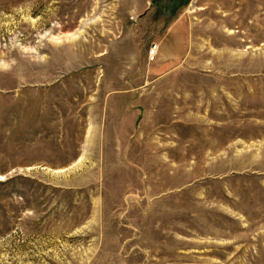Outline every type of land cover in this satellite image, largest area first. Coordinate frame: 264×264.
<instances>
[{"label":"rangeland","instance_id":"rangeland-1","mask_svg":"<svg viewBox=\"0 0 264 264\" xmlns=\"http://www.w3.org/2000/svg\"><path fill=\"white\" fill-rule=\"evenodd\" d=\"M0 264H264V0H0Z\"/></svg>","mask_w":264,"mask_h":264},{"label":"built area","instance_id":"built-area-1","mask_svg":"<svg viewBox=\"0 0 264 264\" xmlns=\"http://www.w3.org/2000/svg\"><path fill=\"white\" fill-rule=\"evenodd\" d=\"M157 53V46H152L149 55L151 56V58H153L155 56V54Z\"/></svg>","mask_w":264,"mask_h":264}]
</instances>
